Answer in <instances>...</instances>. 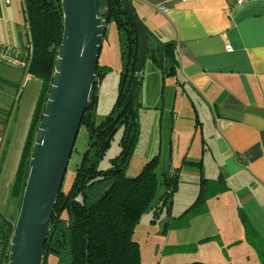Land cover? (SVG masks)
I'll return each mask as SVG.
<instances>
[{"label": "rangeland", "instance_id": "rangeland-1", "mask_svg": "<svg viewBox=\"0 0 264 264\" xmlns=\"http://www.w3.org/2000/svg\"><path fill=\"white\" fill-rule=\"evenodd\" d=\"M14 1L17 2L16 14L20 29L24 21L19 3L22 1ZM7 23L6 19L2 28L5 33L8 30ZM8 60L6 56H0V74L3 75L0 80V97L12 110L0 153V209L7 217L16 214L18 209V202L13 198L11 190L41 88L38 77L27 78V66L24 68ZM97 65L103 73L95 84L97 102L92 108L93 118L98 123L111 111L120 80V42L112 17L106 23ZM137 97L139 133L125 166V176L137 175L148 160L158 155L155 168L158 185L154 203L159 201L161 204V196L166 189L162 171L176 173L178 177L177 190L168 203L170 208L162 205L160 209H156L152 205L133 226L132 237L139 244L140 264H179L192 261L259 264L260 259L252 245V241H259L258 237L246 222L243 224L240 221V211L235 199L232 198L231 202L227 197H218L219 192L225 190V183L208 176L212 175L209 170L214 172L212 154L207 148V172H203L200 166L201 137L207 120L204 122L200 117L203 110L199 107L197 96L182 83L177 70L170 74L167 70L163 72L147 57ZM199 122H203V125ZM121 133L122 129H117L110 139L99 163L101 168L108 167L110 158L119 153ZM191 133L193 136H189ZM88 146L87 128L80 125L61 189L66 190L70 185L75 168ZM191 160L199 164L190 163ZM202 178L206 179L205 184L201 183ZM201 187L205 188L202 190L201 202L184 213L198 196ZM12 210L14 212L11 213ZM202 238L205 239L201 240ZM52 257L54 258L51 255L47 257L48 264L55 263Z\"/></svg>", "mask_w": 264, "mask_h": 264}, {"label": "trees", "instance_id": "trees-1", "mask_svg": "<svg viewBox=\"0 0 264 264\" xmlns=\"http://www.w3.org/2000/svg\"><path fill=\"white\" fill-rule=\"evenodd\" d=\"M101 6L106 9L105 23L113 18L120 42L121 71L118 94L109 114L98 123L93 118L92 110L97 102L95 93L93 100L86 105L81 125L87 128L89 146L75 168L70 185L66 190L61 189L59 192L44 243L43 264H48L46 260L49 255L54 256V264H140L139 244L132 237L133 226L141 214L152 205L156 209H160L162 205L170 208L169 200L172 201V196L177 190V174L162 171V181L166 189L161 196L162 204L159 201L154 203L158 185L155 172L158 155L148 160L137 175L125 176V166L138 138L139 124L136 110H132L130 105L118 117L115 114L124 101L135 75L138 36L120 0H102ZM21 11L28 30L29 52L25 55L27 71L41 80V88L11 190L13 198L18 202L17 212L7 217L0 210V264L7 263L10 238L27 178L29 154L51 84L63 32L61 0H22ZM145 30L148 42L147 57L163 72L167 70L168 74L173 73L178 67L175 43L162 41L146 27ZM102 75L97 65L96 82ZM119 128L122 129L118 142L121 149L110 158L108 167L101 168L99 163L105 149ZM205 182L206 179L202 178L201 183ZM204 189H199L198 196L184 213L201 202ZM239 215L241 222H246L251 228L244 213L241 211ZM252 245L260 259L259 264H264V241H252ZM179 264L213 263L192 261Z\"/></svg>", "mask_w": 264, "mask_h": 264}, {"label": "crops", "instance_id": "crops-1", "mask_svg": "<svg viewBox=\"0 0 264 264\" xmlns=\"http://www.w3.org/2000/svg\"><path fill=\"white\" fill-rule=\"evenodd\" d=\"M130 2L148 30L176 45V70L197 96L201 119L207 120L199 122L204 126L202 171L207 172V148L214 172L209 170L208 176L226 185L218 197L234 198L251 230L264 241V0ZM16 3L0 0V56L5 53L10 63L25 68L28 32L24 21L19 29ZM160 5L168 9L159 10ZM226 43L232 51L225 49ZM7 106L0 97V153L12 111Z\"/></svg>", "mask_w": 264, "mask_h": 264}, {"label": "water", "instance_id": "water-1", "mask_svg": "<svg viewBox=\"0 0 264 264\" xmlns=\"http://www.w3.org/2000/svg\"><path fill=\"white\" fill-rule=\"evenodd\" d=\"M102 0H61L63 32L52 80L28 159V173L10 238L6 264H43L49 222L88 102L95 93L106 29ZM138 36L134 77L115 116L136 110L147 58V34L130 0H120Z\"/></svg>", "mask_w": 264, "mask_h": 264}, {"label": "built area", "instance_id": "built-area-1", "mask_svg": "<svg viewBox=\"0 0 264 264\" xmlns=\"http://www.w3.org/2000/svg\"><path fill=\"white\" fill-rule=\"evenodd\" d=\"M241 1H244V0H239V2H241ZM5 2L6 3H9L10 2V0H5ZM159 10H162V11H166L168 8L166 7V6H164V5H160V6H158L157 7ZM27 32H28V30H26ZM225 49L227 50V51H232V46H231V44H229V43H226L225 44ZM4 56H6L5 55V53H4Z\"/></svg>", "mask_w": 264, "mask_h": 264}]
</instances>
